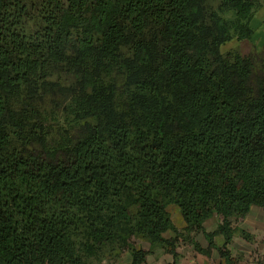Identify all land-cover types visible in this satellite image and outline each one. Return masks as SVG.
I'll return each instance as SVG.
<instances>
[{
    "label": "trees",
    "instance_id": "trees-1",
    "mask_svg": "<svg viewBox=\"0 0 264 264\" xmlns=\"http://www.w3.org/2000/svg\"><path fill=\"white\" fill-rule=\"evenodd\" d=\"M263 7L38 0L28 33L26 0H0V264H86L106 245L146 264L156 247L176 258L180 240L239 264L233 222L264 210V47L222 46L251 40ZM64 76L80 125L52 141L45 105Z\"/></svg>",
    "mask_w": 264,
    "mask_h": 264
},
{
    "label": "rangeland",
    "instance_id": "rangeland-1",
    "mask_svg": "<svg viewBox=\"0 0 264 264\" xmlns=\"http://www.w3.org/2000/svg\"><path fill=\"white\" fill-rule=\"evenodd\" d=\"M38 0H26L29 6V17L26 23V31L31 33L36 31L41 26V18L38 16V11L36 9L32 10V2H37ZM257 41V40H256ZM255 41V46L258 42ZM259 41V40H258ZM237 45V40H233L222 46V52L226 53L234 48ZM244 46V45H243ZM247 46L250 47V44L247 43ZM264 47V42L262 48ZM261 48V49H262ZM246 51V49L244 48ZM63 84L66 86L61 95L60 103L54 107L49 108V104H46L45 107V123L49 131V139L62 141L63 137L67 136V132L72 128L80 125L79 113L76 110L75 105V96H76V80L71 76H64ZM168 211L171 214V218L174 222H182L183 218L179 208L171 204L168 206ZM219 223L217 216H214L208 221V229H214L215 226ZM233 227L236 229V233L240 232L239 229H243L248 234L251 235L249 240L236 239V242L242 246L245 250H248V253L243 254V259L241 260L242 264H250L252 261L253 255L256 253L259 260L255 264H264V211L261 208L254 207L252 211L244 218H241L233 222ZM211 232V231H210ZM172 232H168L166 235L170 236ZM242 241V242H241ZM185 240L180 241L179 247L185 245ZM139 247H143L145 250H149V244L147 242H138ZM113 247L110 245L104 246L101 250L95 253L92 256H89L86 259V264H129L130 255L128 252L117 253L113 251ZM159 248V249H158ZM156 253L160 255L163 251L160 250V247ZM150 256H153V252L149 253ZM152 259V257H150Z\"/></svg>",
    "mask_w": 264,
    "mask_h": 264
},
{
    "label": "crops",
    "instance_id": "crops-1",
    "mask_svg": "<svg viewBox=\"0 0 264 264\" xmlns=\"http://www.w3.org/2000/svg\"><path fill=\"white\" fill-rule=\"evenodd\" d=\"M251 28L254 31L253 38L251 40L237 41V45L235 46V47L240 49V51L243 55H249L253 50H261V48H262V45L264 42V7L256 13L255 17L251 21ZM255 41L258 42L257 46H255L256 45ZM247 43L250 44V47L247 46ZM244 48L246 49V51L244 50ZM254 207H257V206H254ZM254 207H252V209ZM258 208H260V207H258ZM252 209H251V211H252ZM209 220H207L205 222L206 231H208V232L214 231L217 228L218 224L215 226V228L213 230L208 229L207 224H208ZM174 223L179 229H183L186 227V223H185L184 219L182 220V222H179V223L174 222ZM239 231L240 232H238V233L235 232L231 243H229L227 247L230 250V252L232 253V256L238 260L239 264H242L241 260L243 259V254L248 253V250H245L244 248H242V246L240 244H238V242H236V239L238 237V239H241V240H249V239H251V235L248 234V232H246L243 229H239ZM242 232H245V234H243ZM171 236H173V234H171L168 237H171ZM192 239L194 241H196L203 249H206L208 247L207 241H206L205 237L203 236V234H201V233L197 234V235L193 234ZM180 241L177 244V249H176L177 250V257L176 258H174V256L167 253L162 248H160V250H162L163 252L160 255H158L156 253V251L159 248L158 249L155 248L152 251L154 255L153 256H150V255L147 256L146 264H226L224 258H222L220 256V254L217 250L213 249L211 251L210 255L206 256V255L196 251L194 244L190 243L189 241H185L186 244L179 247ZM215 241L219 246H221L225 240H224V237L222 235H218L216 237ZM259 256H260V254H259ZM150 257H152V259H150ZM258 257H257V254L255 253L253 255V258H252V261H254V262L250 263V264H255L259 260ZM129 263H130V261H129Z\"/></svg>",
    "mask_w": 264,
    "mask_h": 264
}]
</instances>
